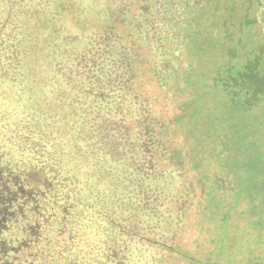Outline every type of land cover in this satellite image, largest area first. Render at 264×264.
I'll list each match as a JSON object with an SVG mask.
<instances>
[{"label":"rangeland","instance_id":"374dc122","mask_svg":"<svg viewBox=\"0 0 264 264\" xmlns=\"http://www.w3.org/2000/svg\"><path fill=\"white\" fill-rule=\"evenodd\" d=\"M34 2L35 20H28L27 25L39 35L37 42L40 47H35L37 71L15 82L12 80L13 84L10 85L5 83L7 81L0 80V110L17 111L20 115L29 110V107L42 110L45 106L43 95H31L32 90L28 85L34 80L45 88L48 86V90L52 89V98L61 94L62 85L57 75L59 72L63 77L65 73L61 67L70 66L68 54L76 51L78 45L92 42L96 36L94 28L103 26L97 21V16L102 21H107L103 19L115 10L110 0ZM243 4L244 14L234 16L233 27L228 24L227 37L217 39L216 35H205L200 37L202 44L206 45L204 48H191L196 67L199 68L198 73L192 76L197 86L193 104L178 98L159 104L150 100L151 107L148 110L151 116L147 122L142 121L145 117L136 112H132L125 122L124 117H116L117 129L122 127L125 130L126 127L129 131L126 133L127 148L118 138V146L115 151L112 150L114 155L118 158L121 149H126L128 161L131 156L135 159L141 158L137 153L141 143L135 137L141 138L145 126H148L149 130L155 129L149 140L157 142L156 148L148 147L152 165L150 167L155 168L157 174L161 175L158 180L146 182L148 187L144 191L147 194V213L134 208L135 204L141 202V198L135 197L134 200L132 197L133 209L130 218L119 221V214L116 215L117 224L125 229L121 239L125 240L128 249V264H187L185 255L194 256L190 264H264V94L261 91L254 93L255 87L260 86L262 81L258 75L253 77L249 71L245 84L247 94L243 92L242 98L232 94L215 98L211 97L212 91L210 93L211 80L206 79L203 72L206 64L214 61V52L211 49L214 51L215 45L219 44L220 50H227L228 59L225 58L224 63L226 60L233 64L241 62L245 69V65L256 58L261 63L260 72L264 73V0H243ZM21 20L25 23L27 17L23 16ZM31 22L35 23L32 25ZM225 31L226 25L220 32ZM207 48L210 49L206 52ZM77 72L76 67L69 69V73H72L70 76H75ZM250 78L253 80L248 81ZM132 88L135 89L136 85H132ZM146 89L147 85L141 84L138 91L145 93ZM149 89L150 93L154 92L152 88ZM4 93L8 99L7 104ZM68 93L69 108H78L77 101L71 98L73 93L70 90ZM73 100L75 104H72ZM176 105L179 107L176 108ZM180 109L179 123L174 127L166 123V131L160 132L161 124L155 122V119L163 120L166 115L169 120V115L171 118ZM163 110L168 114L163 113ZM40 128L43 135L40 144L46 146L39 154L40 160L45 161L47 157L57 160L59 156L61 160V155L64 156L65 153L67 160L74 161L82 156L83 159L79 160L83 161L76 166L83 169L81 171L89 178L91 188L94 187V177L97 174L105 176L109 182L118 179L122 188L124 187L122 175H114L116 170L111 160L105 158L98 161L100 152L88 156L89 164L85 158V144L79 146L70 138L67 146L72 145L61 148L58 141L62 135L58 128H52V135H48L49 127ZM10 129L13 130L12 125ZM121 129L117 136L124 137L125 131ZM7 147L6 153L17 158L18 149ZM3 150L0 147V151ZM36 156H33V160L38 158ZM50 163L51 161L45 166L57 168L61 175L64 165L61 162L57 165ZM44 172L43 168L42 173ZM34 174L37 180L43 179L41 173ZM116 185L119 188L118 181ZM120 194L121 191L114 192V200L118 197L122 201ZM150 210L153 217H150ZM81 235L85 236V233ZM87 235L85 238H88ZM144 235L150 239L169 242L179 253L173 255L164 250L162 257H156L150 242L142 239ZM67 236L69 238V232ZM87 240L90 250L86 251L89 255H81L83 261L86 258L92 260L93 247L99 246L94 244V240ZM51 241L55 243V238Z\"/></svg>","mask_w":264,"mask_h":264},{"label":"flooded vegetation","instance_id":"af4514ba","mask_svg":"<svg viewBox=\"0 0 264 264\" xmlns=\"http://www.w3.org/2000/svg\"><path fill=\"white\" fill-rule=\"evenodd\" d=\"M110 1L115 10L103 19L107 21L97 16V21L103 26L94 28V43H82L76 51L68 56L66 54L70 66L63 64L61 67L65 74L61 77L60 102H54L50 89L47 109L48 135H52V128H58L62 135L59 140L61 148L72 145L67 146L70 137L76 138L79 146L89 142L96 154L100 152L98 161L105 158L112 161L115 154L112 150L115 151L118 146V138L121 144L125 143V148L128 146L126 133L129 128L127 130L125 127L124 130L120 127L125 135L117 136L120 130L116 127L118 115L124 117L125 122L132 112H136L145 117L142 121L147 122L151 116L148 110L150 100L159 104L178 98L193 104L197 86L192 76L198 73L193 49L206 46L200 39L205 35H216L217 39L227 37L228 24L233 27L234 16L244 14L243 0ZM225 25L226 31L220 32ZM215 47L214 51L211 49L214 61L203 69L204 77L212 83L211 97H228L232 94L242 98L244 65L241 62L233 64L229 60L224 63L223 60L228 59L227 50H220L219 44ZM209 49L204 50L207 52ZM75 67L78 72L70 76L72 73H69V69ZM141 84L148 87L145 93L138 91ZM132 85H136V88L133 89ZM149 88L154 92L150 93ZM69 90L78 108H69ZM75 100L72 104H75ZM180 114L181 109L176 110L171 118L169 115V120L166 115L163 120L155 119L161 124L160 132L166 131V123L170 127L177 125ZM145 127L141 134V145L156 148L157 142L149 140L155 129L152 131ZM64 156L65 167L69 160L66 153ZM79 158L83 159L81 156ZM9 161L0 157V264H38L39 257L43 255L41 253L52 246L51 239L55 238L58 230L68 226L70 189H62L61 209L58 210L54 206L57 199H53V194L57 196L58 190L54 192L50 187L51 182L44 177L37 180L35 172L21 173ZM64 167L63 178L68 180L67 167ZM83 175L82 172L78 173V183ZM94 178L93 188H84L79 183L75 192L81 197L80 206L92 209L100 226L101 213L106 209L110 221L115 218L116 207L111 200L115 190L105 176L97 174ZM108 184L112 189L107 188ZM90 195L94 204L86 206L84 198ZM81 216L84 218L83 214ZM103 219H106L105 215Z\"/></svg>","mask_w":264,"mask_h":264},{"label":"trees","instance_id":"16d2710c","mask_svg":"<svg viewBox=\"0 0 264 264\" xmlns=\"http://www.w3.org/2000/svg\"><path fill=\"white\" fill-rule=\"evenodd\" d=\"M35 4L36 2H34V0H0V80L7 81L5 83L9 85L13 84L12 80L15 82L16 80L24 78L25 75H29L30 73L37 71V54L35 47H40L39 43L37 42V37H39V35H37L36 30L32 28L30 30V27L27 25L28 20H35ZM25 7H27L29 10H26ZM23 16L27 17V21L25 23H23L21 20V17ZM31 23L33 25L35 22ZM260 64L261 63L255 58L251 60L250 63L245 65V69H247L246 71L243 68L242 76L244 82L242 88L245 94H247V88L245 87V84L247 83L246 78L249 77V71L252 72L253 77L256 74L258 75L260 81H262L260 86L257 85L255 87L254 93L261 91L262 94H264V73L260 72ZM257 71L259 74L256 73ZM57 76L59 78L60 85H62L59 72ZM251 80H253V78H250L248 81ZM38 84L39 83H36L34 80L33 83L28 85V87L32 90V96L37 97L38 94L44 96L43 98L45 100V106L42 108V110H37V108L31 109L29 107V110L24 112L23 115L18 114L17 111L6 112L0 110V147L4 149L3 151H0V157L8 158L11 165L13 167H18L21 173L25 171L41 173L45 180H49L51 182L50 187L54 190V192L55 190H58L57 196L53 194V199H57V202H54V206H56L58 210L61 209L60 199L62 196V189H70L68 197L70 206V208H68L70 214L68 226L58 230V233L55 235V243L53 242L51 244L52 246L48 248L50 250L46 249L44 252L42 251L43 253L41 254L43 255L39 257L38 264H128L126 261V252L128 249L125 240L121 239V237L124 235L125 229L117 224L116 215L117 213L119 214V221H125L126 218H130L131 211L133 209L132 197H134V200H136L135 197L141 198V202H136L137 204L134 206L136 210L142 212L149 211L148 203H146L147 194H145L144 191L146 187H148L146 186V182L161 178V175L159 176L157 174V170L150 167L152 166L150 150H148L147 146H139L140 151L137 153L142 156L141 158L139 157L140 161L139 159H135L132 156L128 161V155L125 151L126 149H121L118 158L114 155L115 158L111 161L113 164L112 166L116 170L114 175H122L121 179L123 180L122 182L124 183V187L122 188V185L118 179L116 181H111L112 185L110 184V186L112 188L114 187L115 192L121 191L119 196L122 197L123 200L120 201L117 197L114 201V198L112 197L111 199L110 197L117 210V212L116 210L114 212L115 218H113V221H110V214L106 209L105 212L101 213V223L99 224L100 226H98V223L93 216L94 211L89 209V207H87V209H83L84 206H80L79 201V199L81 200V197L75 192L79 188V183L83 184L84 186L82 187L84 188L90 189L92 186L88 183L89 178L84 174L85 172L81 171L83 169L80 166H78V168L76 166L80 161L82 162L83 160H79V158L74 161H68V163L65 165V167H67L68 180H65L63 178V170L61 171L60 175L59 170H56L57 168L55 169L53 167L50 168L45 166L49 164V161H51V165H57L61 162L63 166V159L65 156L61 155V157H63L61 160L59 156L57 159L58 161L54 158L47 157L48 163L47 159L45 161L39 159L40 152L43 151V148H46L45 145L43 146L40 144L41 138L43 139L40 127L47 126L48 123L47 109L50 90H48V86L45 88L40 84V87L37 89ZM51 84H54V82H51ZM244 88L246 89L245 91ZM5 94L6 93H4V97L7 104L8 99ZM54 97H56L53 98L54 102L56 101L59 103V96ZM246 98L247 96H245V101ZM11 118H13V120ZM11 125L13 130L10 129ZM72 133L74 136L76 135L74 132ZM35 135H38L39 137L36 138ZM70 138H72V141H76V138ZM135 140L137 142L140 141L142 144V138L135 137ZM85 145L87 151L85 153V158L89 163L88 156L92 153L95 154V151L93 149V145L89 142H85ZM6 146H13V148L18 149L19 154L17 158L10 157L8 153H6ZM73 149L76 148L73 147ZM34 155H37L36 157H38L36 158L37 160L34 159L36 161L33 160ZM43 168L45 170L44 173H42ZM79 172H82L84 175L81 177V180L78 183ZM92 179L93 178H91V180ZM117 181L119 188H117L116 185ZM110 186L108 184L107 188H111ZM71 190H73V192H71ZM109 196H111V194ZM70 200L73 201V203ZM84 202V205L86 206H93V197L91 195L85 197ZM81 214L84 215V218H82ZM104 215L106 216L105 220L103 219ZM153 215V212L150 210V217H153ZM122 218L124 220H122ZM63 224L65 225V223ZM68 232L70 235L69 238L67 236ZM82 233H85V236L88 234L87 237L94 240L95 245L99 244L98 247H93L94 256L92 260L86 258V260L83 261L80 258L81 255H89L86 251L90 250V244L86 242L88 238L82 236ZM142 239L147 243L150 242L152 249L157 254L156 257H162L164 250L169 251L173 255L179 253V251H177V249H175V247L169 244L167 241H160L156 238L150 239L145 235L142 236ZM193 257V255H185L186 263L190 264V260L193 259ZM90 260L91 262H89Z\"/></svg>","mask_w":264,"mask_h":264},{"label":"water","instance_id":"95a60500","mask_svg":"<svg viewBox=\"0 0 264 264\" xmlns=\"http://www.w3.org/2000/svg\"><path fill=\"white\" fill-rule=\"evenodd\" d=\"M201 190L203 191V188H201Z\"/></svg>","mask_w":264,"mask_h":264}]
</instances>
